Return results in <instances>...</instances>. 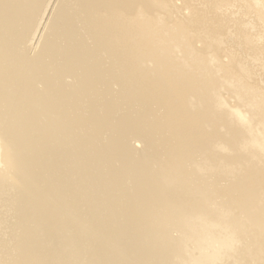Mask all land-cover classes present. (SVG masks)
<instances>
[{
	"label": "bare ground",
	"instance_id": "bare-ground-1",
	"mask_svg": "<svg viewBox=\"0 0 264 264\" xmlns=\"http://www.w3.org/2000/svg\"><path fill=\"white\" fill-rule=\"evenodd\" d=\"M174 1L0 0V143L6 163L0 168V192L7 193L6 207L32 209L31 184L51 181L56 162L75 191L44 189L47 198L85 204L97 216L105 201L125 205L126 224L92 225L95 238H107L110 264H198L164 253L177 241L171 236L152 238L174 230L181 234L179 247L172 249L177 257L197 238L198 259L216 258L223 243L229 248L239 236L242 248L229 252L224 264H264V192L251 179L254 169L264 167V92L251 83L257 67L264 71V55L248 50L233 66L216 58L222 51L230 58L232 46L241 50L244 41L258 47L253 32L264 31V0H204L197 8V0ZM207 1L236 10L216 17L202 7ZM142 10L155 19L154 28L144 31L147 36L156 32L162 12L177 17L164 34L153 36L165 39L154 42L158 49L151 45L139 53L128 42L136 40L133 29L120 16ZM230 37L236 39L226 48ZM86 43L91 48L79 51ZM26 44L32 49L5 53L1 48ZM226 90L245 110L227 106ZM133 139L147 156L140 157ZM186 154L204 177L208 159L214 161V175H221L212 188L213 202L220 203L212 214L205 213L204 198L192 208L182 196L190 191L182 175ZM201 182L205 185V178ZM166 199L174 210L169 222L143 212ZM236 207L240 215L233 217ZM35 227L48 230L40 221ZM211 228L222 241L205 233ZM121 234L135 246L118 242ZM140 238L146 239L144 251L135 242Z\"/></svg>",
	"mask_w": 264,
	"mask_h": 264
},
{
	"label": "rangeland",
	"instance_id": "rangeland-1",
	"mask_svg": "<svg viewBox=\"0 0 264 264\" xmlns=\"http://www.w3.org/2000/svg\"><path fill=\"white\" fill-rule=\"evenodd\" d=\"M204 0H197L194 7H200L201 2ZM177 5H181V0H175ZM240 1H236L238 4ZM206 8V12H213V16H224L229 15L231 12L235 11L234 9H217L216 6L210 1L205 2L202 6ZM161 21L157 20V30L155 33H151L147 36L144 31H151L155 26V19L150 21V18H154L149 12L142 10V13L129 14L123 13L121 11L120 19L128 24L130 28L133 29L132 36L136 40H129L128 42H134L137 45V52L144 53L149 49L151 45L155 46L154 42H163L165 39L155 41L153 36L164 34L165 30L175 24V19L177 15H166L165 12H162ZM183 15L188 16V10L183 8ZM209 16L205 13V19L207 20ZM262 25V23H260ZM255 29L256 32L253 35L259 43L256 49L252 48V43H246L244 41L245 47L241 50L235 49L233 44V39L236 37H230L228 41V47L232 46L233 52L230 58L222 57V52H217L218 57H216L219 62L222 64L229 63L230 66H233V63L236 64L238 61H242L248 50H252L255 53H261L264 55V31L263 28L258 27ZM67 29V26L63 27L64 30ZM262 32V34H260ZM243 36V35H242ZM259 37V38H258ZM244 39V36H243ZM34 45V43H33ZM250 46V47H249ZM2 51L5 53H10L12 51L24 52L25 50L32 49V44L21 45L16 48L12 47H3L1 46ZM91 48V45L86 43L79 48V51H86ZM200 48V47H197ZM213 52V51H212ZM201 55H207L198 51ZM215 55V54H214ZM191 60V59H188ZM219 65V63H217ZM222 75V72L219 73ZM256 77L251 83L257 84L264 92V71H261L258 67L255 72ZM260 75V76H259ZM259 76V77H258ZM224 98L226 99L227 106L231 108H242V103L232 97L230 91L226 90L223 93ZM189 117L192 120H196L197 117L194 114H190ZM209 129L212 128L208 126ZM54 138L56 135L53 136ZM176 141H180V137L176 136ZM222 145H225L223 141H219ZM183 146H187V143H181ZM132 145L138 150L140 157H145L148 155L142 148V144L139 140L133 139ZM0 168H4L6 163L3 159L2 148L0 143ZM195 160L190 154L185 155V172L182 175L185 177L186 182L190 185V191H186L182 194L183 197L188 198L189 201L193 202L192 208H197L202 204V198L205 199V213L212 214L214 209L220 203H214L217 193L212 188L218 185V181L221 180L218 174L214 175V161L212 159L205 160L202 164V167L205 168V177L201 172L197 171L193 166L189 165L190 161ZM205 164H210L208 167H205ZM249 166H246L242 172L248 170ZM52 176V180L45 183H33L30 186V190L35 194L32 197V202L34 207L28 211H22L16 208H8L5 206L7 198V193L4 191L0 192V221L4 224L0 226V264H48L50 258L54 257V264H110L109 256L106 254L107 238L99 235L95 238L94 230L92 225L95 224L99 229L101 227H106L109 224L112 227H116L118 224H126L127 216L125 212V205L121 204L115 206L111 201L103 202V207L99 210V216L95 214V210L92 211L87 205L79 204L76 201H57L56 199H49L44 195V189L50 190H69L74 192L75 185L74 182L63 181V177L66 171H61L58 169L57 163H54V168L49 171ZM72 172V171H69ZM247 172L245 173V177ZM11 173L7 175L10 177ZM60 176V179L58 178ZM201 178H205V185L201 182ZM235 179V178H234ZM232 180L231 182L235 181ZM252 181L258 183L264 192V167L262 169L253 170V175L251 177ZM230 181V180H229ZM171 184V183H167ZM132 184H130L131 186ZM12 190H14L12 188ZM40 193H37V192ZM37 193V194H36ZM171 203L168 202V199L162 201L161 203L154 204L151 203L143 208V212L149 214V217L152 220H158L162 222H169L170 217L173 213V209L170 207ZM259 211V209H258ZM197 215H200L198 213ZM240 211L238 208L232 209V216H239ZM132 217L130 214V223ZM42 222L44 225H48V230L46 233L39 232L35 225L38 222ZM77 234L75 238L68 239L69 234ZM205 233L215 235L218 240L222 241L223 237L218 233L214 228H211ZM171 236L173 239L177 240L174 247L167 246L164 253L170 254L175 258H179L181 261L186 259L193 260V263L198 262V264H224L229 252L235 253L236 251L242 248V239L237 236L234 242H231V246L227 248L226 243L222 245L225 247L224 250H220L218 257L213 259L203 258L198 259V249L197 238L193 242H186L182 248V252L179 254V257L176 256L175 252L172 250L175 247L180 245V236L181 234L174 230L172 232L163 233L160 232L153 236V239H162L167 240ZM126 240L127 248L130 246H135V244L130 240L129 236L120 235L117 237L118 242ZM46 242H49L51 246H48ZM135 242L141 243L142 248L146 250V239L140 238L135 239ZM264 244V243H263ZM209 251H212V247L206 246ZM151 248L150 251H152ZM42 253L38 256V253ZM131 264H136L133 261ZM230 264H238L237 262H231ZM246 264V263H244Z\"/></svg>",
	"mask_w": 264,
	"mask_h": 264
}]
</instances>
